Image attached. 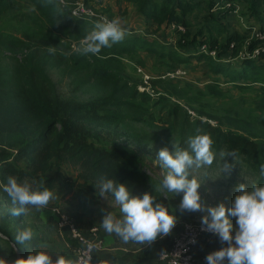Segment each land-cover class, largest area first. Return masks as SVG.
<instances>
[{"label":"rangeland","instance_id":"1","mask_svg":"<svg viewBox=\"0 0 264 264\" xmlns=\"http://www.w3.org/2000/svg\"><path fill=\"white\" fill-rule=\"evenodd\" d=\"M104 3L106 7L97 6L96 9L101 13L108 10L111 19L121 18L122 25L129 33L138 34L153 42L154 46H159V50L167 52L169 47H172L175 55L184 58L187 56L186 45L182 47L174 45L162 32H153L151 28L143 26V22L139 25L131 2L104 0ZM215 5L210 8L212 13L217 12L216 9L220 10L219 6H222L217 4L218 8H215ZM35 10L30 0H0V72L6 78L7 84L10 87L18 86L23 76L30 75L37 84L48 87L46 77L56 94L73 101L85 102L104 97L122 100V104L107 108L108 115L112 120H116L114 124L118 129L110 139L127 146L137 155L144 172L157 181V190L169 202L171 214L179 217L178 225L182 221L201 220L207 212L181 213L177 206L183 192L173 197L171 193L160 188V182L168 171L157 158L161 148L167 147L169 151H173L175 146L189 150L190 137L203 133L211 135L214 140L212 150L215 153L213 163L210 166L189 169V179L195 177L201 183L198 193L205 207H215L219 203H223L226 208L230 207L236 185L244 183L250 189L251 185L257 183L260 174L252 170L245 157L235 156L232 161L231 157L221 155L223 150L213 129L233 130L256 140L264 139V106H259L256 102L262 92L261 80L253 77L250 81H238L241 85L228 82L225 85L228 87L227 91L222 95H215L212 93L215 90L214 86H198V81L202 83L210 81L214 84L215 79H218L225 82L224 75L210 70L206 58L204 61L189 59L179 64L171 59L172 57H158V54L146 52L144 54L153 60L149 65L143 60L139 50L128 55L119 49L109 53L111 48H103L99 55L76 54L75 49L78 47L76 43L52 34L41 20L39 12ZM237 10L232 11L237 15L229 21L237 30H242L246 27L248 19L241 15L242 5H239ZM207 15L204 6H199L193 12L190 16L193 23L190 29L192 34L203 25L204 17ZM222 20L225 22V19ZM49 46L54 50H50ZM72 55L84 58L92 67L81 69L73 67L69 62ZM237 59L238 57L229 58V64ZM96 65L108 70L106 78L91 75ZM171 69L175 70L168 72ZM177 69L185 73L175 77L167 74L174 73ZM145 74L149 78H145ZM204 75H208L209 78H201ZM197 129L200 130L199 133ZM225 161L234 163L230 173L222 170ZM77 173L75 167L65 164L48 173L50 190L55 193L57 199L50 201L46 208L29 205L28 211L24 214L27 227L37 235L47 236L51 240L58 238L63 242L56 234L49 214L51 207L57 204L62 205L76 217L83 229L89 225H97L106 236L115 235L107 233L101 222L103 215L109 211L117 218H122L120 206L114 197L99 196L97 183L93 188L81 185L80 181L76 180ZM19 182H27L34 190L38 189L35 181ZM6 184H3L4 187ZM261 185H264V181ZM230 219L235 226V219L231 217ZM169 237L170 235L158 237L151 244L135 242L133 245L144 250L153 249L155 246L165 244ZM3 247L4 243L0 241L3 259L16 260L14 257L4 255ZM126 251L127 255L115 256L110 260L98 257L96 264H157L153 262L157 257L143 260L140 258L142 253L140 250L130 253L133 250L126 247L124 252Z\"/></svg>","mask_w":264,"mask_h":264},{"label":"trees","instance_id":"2","mask_svg":"<svg viewBox=\"0 0 264 264\" xmlns=\"http://www.w3.org/2000/svg\"><path fill=\"white\" fill-rule=\"evenodd\" d=\"M30 1L52 34L73 41L76 46L80 45L84 36L99 22L95 18L74 17L71 14L74 3L80 0H65V4H61L59 0ZM125 1L133 4L136 13L142 18L143 26L146 25L155 33L162 32L165 35L170 33L167 37L173 38L174 45L180 47L186 45L187 56L184 58L175 55L172 47H169L167 52L159 50L158 45L154 46L153 42L133 33L113 44L109 53H114L115 49L127 55L137 53L138 50L141 53L153 52L158 54V57H172L171 59L179 64L189 59L204 61L206 58L210 70L224 75L225 82L215 79L214 84L208 81L202 86H214L215 90L212 93L222 95L228 89L226 83L241 85L238 81H250L257 77L262 81V92L256 102L259 106H264V41L251 38L245 46L248 53L259 48L257 57L250 54L244 57L238 55L253 27L258 26L264 30V16H260L264 12V0H236V3L243 7L241 15L248 19L246 27L242 30H237L229 21L237 15L232 13V7L216 9L217 12L214 13L210 10L214 4L223 5L224 0ZM82 2L96 13L112 18L108 10L101 13L96 9L97 6L106 7L104 0ZM199 6H204L208 15L204 17V23L198 31L192 34L190 29L193 23L190 16ZM222 19H225L226 23ZM179 26L183 27V30ZM232 42L234 46L231 48ZM202 45H205L207 51H214L215 55L201 51ZM233 57H238L237 61L229 64V58ZM69 62L78 69L92 67L88 61L77 55H72ZM91 75L106 78L108 70L96 65ZM45 81L49 84L48 87L37 84L30 75H25L18 86L10 87L0 72V234L6 236L4 238L0 235V241L4 243V255L16 258L12 246L14 243L19 250L20 258H27L29 253L44 251L53 255V260L56 259V255L75 260L73 252L66 245V242L70 245L74 244V241L67 237L66 242H61L58 238L51 240L37 235L34 231L35 235L31 241L22 245L17 243L15 240L17 233L28 227L24 214L15 217L10 214V209H5L13 207L10 197L3 190V184L7 183L9 176L16 177L18 182L26 180L37 182V190H42L41 185L50 189L48 173L59 169L62 164L71 165L77 169L76 180L83 186L93 188L102 176L114 179L125 184L133 196L142 197L144 192H149L167 206L171 214L169 202L157 190V181L144 172L137 155L127 146L110 139L118 129L114 124L116 120L111 119L107 108L122 104V100L104 97L77 102L60 97L46 77ZM213 130L223 152L235 151L236 156L245 157L252 170L260 174L256 184L261 185L264 181V176L260 172V166L264 165V139L256 140L233 130ZM108 196L113 197L111 194ZM60 206L83 229L76 217ZM49 214L56 230L55 218L50 211ZM176 225L172 230V237L179 228L178 223ZM89 227L83 230L87 232ZM99 229L105 240L106 233L100 227ZM212 239L219 240L218 237ZM164 247L160 245L149 250ZM97 252L99 251L93 254L91 264H96L97 258L100 257Z\"/></svg>","mask_w":264,"mask_h":264},{"label":"clouds","instance_id":"3","mask_svg":"<svg viewBox=\"0 0 264 264\" xmlns=\"http://www.w3.org/2000/svg\"><path fill=\"white\" fill-rule=\"evenodd\" d=\"M129 31L122 25L121 18L112 20L103 18L97 22L93 30L88 32L80 41L75 51L80 55H99L103 48H110L113 44L122 41ZM50 50L52 46H49ZM199 133L200 130L197 129ZM214 140L208 133L197 134L188 140V149L182 150L173 146V151L167 147L161 148L157 153L158 160L168 171L160 182V188L173 197L183 192L178 210L183 213L206 211L207 215L201 217L202 231L217 236L221 247L206 255V264H264V185H251L249 189L244 183L235 186L230 207L219 203L215 207H205L201 202L198 188L201 183L190 177L189 169L211 165L215 158L212 150ZM223 157L235 159V151L221 153ZM234 163L224 162L222 170L230 173ZM261 175L264 176V165L260 166ZM42 190H34L27 182H18L14 176H9L4 192L11 199L13 207L10 214L19 217L28 211L27 206L47 207L50 201L57 199L53 191L40 186ZM99 196L111 194L120 206L122 218H117L111 211L106 212L102 218V227L109 233H115L124 243L134 241L140 244L156 241L158 237L169 236L176 226L179 217L169 214V209L149 192L141 196H133L130 189L114 179L100 177L98 181ZM235 219V226L232 219ZM232 233H235L234 235ZM35 235L31 228L19 231L15 240L19 244L31 241ZM87 243L88 252L95 247ZM192 243H195L193 240ZM53 255L40 251L29 253L27 258H18L14 261L0 259V264H91L92 257H81L73 260L63 255Z\"/></svg>","mask_w":264,"mask_h":264},{"label":"built area","instance_id":"4","mask_svg":"<svg viewBox=\"0 0 264 264\" xmlns=\"http://www.w3.org/2000/svg\"><path fill=\"white\" fill-rule=\"evenodd\" d=\"M59 2L65 4L66 1L59 0ZM217 4L215 5V8H218ZM219 7L220 9L232 7L233 11L236 12L238 11L237 9L239 8V5L236 3V0H224V4ZM71 14L74 17L95 18L98 19L99 22H102L103 18H107L109 21L112 20L105 15L96 13L93 9L84 6L82 1H76L74 3V6L71 8ZM179 28L183 30V27L179 26ZM251 38L264 41V30H261L258 26L253 27L249 37L245 41V45L238 54L240 57H244L248 54L252 57H257L259 55V48H255L251 53H248L245 49V46L250 42ZM233 46L234 43L232 42L230 47L232 48ZM201 51L209 53L210 55H215L214 51H207L205 45L201 46ZM184 73L183 70L177 69L174 73L167 74L171 75V77H175V75L178 76L179 74ZM145 78H149V76L145 74ZM50 213L55 218L56 230L60 237L63 238L65 242L67 241L65 240L67 238L74 241V244L69 245L68 242H66V245L73 252L75 260L81 257L86 258L88 255L93 258V254L96 251H103L106 248L98 226L92 225L88 228L87 232H85L80 228L75 219L68 212L64 211L60 205H54L51 207ZM178 226L179 228L172 237L171 243L158 251V261L167 264H206L205 257L207 254L198 258L195 257V249L198 241L205 236L210 238L217 236L210 232L202 231L201 220L182 221L179 222ZM193 240L195 243H192ZM86 242L95 245L91 252H88ZM0 259H2L1 254ZM225 264H227L226 261Z\"/></svg>","mask_w":264,"mask_h":264},{"label":"crops","instance_id":"5","mask_svg":"<svg viewBox=\"0 0 264 264\" xmlns=\"http://www.w3.org/2000/svg\"><path fill=\"white\" fill-rule=\"evenodd\" d=\"M136 16L138 17L137 20L139 21V25H140V23H142V18L137 13H136ZM139 25L137 24V26H139ZM169 34L170 33H168L167 35H169ZM141 56L146 63L151 65V63L153 61L152 59L150 60V58L146 54H144V52L141 54ZM201 78H209V77L204 75ZM189 80H191V79L189 78ZM204 83H206V82H204ZM204 83L198 81V86H202ZM56 234H58V233L56 232ZM58 236H60V235L58 234ZM109 236H106L105 240H104L106 248L102 252L99 251L96 253V254H98V256H100L101 259H104V260H110V259L114 258L115 256L127 255L128 251L124 252L126 250V247L131 248L133 250L130 253L140 250L142 252V253H140V255H141L140 258L143 260H151V259L157 257L156 256L157 252L160 250L159 248H157L154 251L149 250V249H147V250L140 249V248H137V246L133 245L135 243L134 241H129L127 243H124L121 238L118 239L119 236H117L116 234L115 235H109ZM44 237L47 238V236H44ZM115 238H116V241H114ZM61 239H62V241H64L63 238H61ZM171 241H172V233L170 234V237L166 240V243L163 244L162 246H168L171 243ZM113 244H117L118 246L113 245ZM129 246H132V247H129ZM226 246H227L226 243L221 244V242L218 239L213 240L212 238L205 236V237L201 238L199 243L197 244V247L195 249V257L198 258L202 255L209 254L212 251L219 250L221 247H226ZM107 252H110V253H107ZM121 252H123V253H121ZM2 259H3V257H2ZM153 262H155L157 264H167V263H163V262L158 261V259H156V261H153Z\"/></svg>","mask_w":264,"mask_h":264},{"label":"water","instance_id":"6","mask_svg":"<svg viewBox=\"0 0 264 264\" xmlns=\"http://www.w3.org/2000/svg\"><path fill=\"white\" fill-rule=\"evenodd\" d=\"M2 237H6V236H4V235H2V234H0ZM12 246H13V248H14V250H15V252H16V259H18V258H20V253H19V250H18V248L16 247V245L14 244V243H12Z\"/></svg>","mask_w":264,"mask_h":264}]
</instances>
